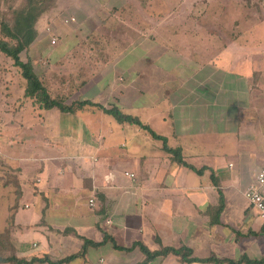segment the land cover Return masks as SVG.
I'll return each instance as SVG.
<instances>
[{"label":"crops","instance_id":"1","mask_svg":"<svg viewBox=\"0 0 264 264\" xmlns=\"http://www.w3.org/2000/svg\"><path fill=\"white\" fill-rule=\"evenodd\" d=\"M102 1L106 5L97 3L108 6L109 0ZM146 2H132L135 24L123 21L138 32L129 48L118 41L105 46L101 36L95 39L105 59L85 71L84 85L78 77V85L64 81L69 69L59 62L66 61L69 51L55 29L45 31L54 12L46 14L39 22L33 54L47 47L54 34L59 39L42 58L45 67L35 70L43 72L48 87L49 74L50 79L62 76L57 96L78 91L67 103L90 99L106 108L115 105L148 125L138 112L154 107V116L167 125L162 135L168 145L180 148L190 165L205 170L199 174L179 164L163 144L159 152L154 145L147 149V141L140 139L142 130L124 134V123L98 106L63 112L45 109L27 97L35 120L21 122L22 131L14 128L15 119L0 124V154L6 159L0 157L6 164L2 168L10 169L0 175V194L12 196L7 197L10 204L0 232L11 230L19 257L49 256L50 261L36 264H228L186 263L173 253L146 261L139 245L120 248L142 243L152 252L189 246L193 256L240 264L264 259V221L244 195L264 167V0H235L243 30L225 33L226 43H219L220 51L211 54L217 64L215 60L209 65L186 55L187 43L181 49L178 30L169 27L171 14L156 7V0ZM206 6L203 1L201 9ZM149 9L164 15L153 22L138 18ZM82 14L81 25L87 30L90 17L86 11ZM105 20L102 17L100 26ZM0 59L8 60L2 53ZM139 77L146 84L138 83ZM113 121L125 135L120 146L111 142L117 133ZM23 207L34 209L21 213ZM85 239L95 243L84 249Z\"/></svg>","mask_w":264,"mask_h":264},{"label":"rangeland","instance_id":"2","mask_svg":"<svg viewBox=\"0 0 264 264\" xmlns=\"http://www.w3.org/2000/svg\"><path fill=\"white\" fill-rule=\"evenodd\" d=\"M101 1L102 0H93L94 5L92 6V4L87 0H59V6L53 10L54 13L51 21L46 22L47 25L46 27L44 26L46 32L48 31L46 29L48 27H51L52 30L55 29V31L59 33L60 40L62 41V43H64V45L67 46V49L69 51V55L67 56L66 61L63 63H66L68 66L69 70L67 74L68 76H70V78L78 77L79 82L83 81L88 76V72H85L88 68L90 71H92L94 67L97 66L98 63H100L101 60L105 59V52H102L101 48L103 47H101V43L98 44V42L95 41L97 37L101 36L99 37V39H101L102 37L105 38V46L114 45V42L118 41V43H121V46L124 45V47L129 48L131 45H133L132 42L134 40H132V36L136 37L138 34L134 26H128L125 22H123L127 20L132 25L135 24V20L137 18L134 17L135 14L133 13V11H135V9L132 8V2L136 3L138 0H118L121 1V6H119L117 0H109V4L106 7H103V5H106V1ZM139 1L141 4H146V0ZM203 1H207L209 6H206L207 8L201 9ZM97 2H100L103 5L98 4ZM156 3V7H158L159 4L162 9H166L168 11L167 14H171L170 17L174 21L173 23H170L169 27L178 30L176 38L178 40L181 39L182 41L180 43V45L182 46L181 49L185 47L184 43H187V47L185 49H189V51H184V53L186 55H192L189 56L191 59H195V56L199 57L201 60L199 58L195 60L202 62L200 64L204 63L206 65H209L214 63L216 58L211 54H215V52L218 53L220 51L221 48L218 46L219 43H226L222 39L223 37H225V33L232 32L233 34H237L241 30H243V28L240 26V8L238 7L240 3L237 4L235 0H169V2L168 0H156ZM195 3L198 4L196 7L193 6L195 5ZM150 6H152V4ZM80 7L83 9H81ZM0 9L2 12L5 11L2 0H0ZM84 11H86L89 15L87 17H90L87 22V24H89V29L87 28V30L82 27L81 23H83V18H81L82 16L81 14H79ZM74 14L77 16L76 22L66 23L67 18L70 20V16ZM68 15L70 16L67 17ZM163 15L164 14L162 13L154 15V12L151 13V10L149 9L147 13L143 15L139 14L138 18H145L146 20L153 22L154 19H157L159 18V16ZM46 17L49 16L47 15ZM102 17L105 18L107 22L105 20L104 24L100 26ZM56 18L58 19L55 23L54 20ZM59 22L61 23L60 25ZM87 33H89L91 36L89 40L84 38L86 36L85 34ZM145 38L150 37L145 36ZM223 51L224 50H222V52ZM85 52H87L86 56L88 58L85 57ZM1 61L2 59H0V64H2V68H0V124H4L10 120L15 119L14 128L17 127L18 131H22L20 123L22 122L23 124H27L31 121V119L35 118V109L33 106H31L32 104H30L31 100L29 98V100H26L27 97L23 96L22 88L25 86V79L20 76L17 69H11L10 62L8 63V65H6L7 63ZM45 65L46 62H44L42 58L36 60L37 68H42L43 66L45 67ZM71 65L73 66L69 67ZM72 69L74 70L72 71ZM5 70H8L9 72H4ZM55 70L56 68L53 69V74L55 73ZM3 76L7 77V79H5V77ZM50 76L51 74L48 75L46 81L49 87L52 89L53 95L57 96L59 92L61 93V89H59V87H61V84L59 81L62 76L58 74V76L55 75L53 79H50ZM138 79V83L141 82L143 84H146V82L140 80V77ZM53 82H56V84H58V87H53ZM68 92L72 97H74L78 93V91L75 92L73 90H68ZM138 113L150 123L149 126L159 135L167 132V125H165L159 118L154 116V107H142ZM34 120L35 119H33L32 121ZM117 123V121H113L114 125H117ZM122 126H124V134H129V132L133 130H142V134L144 135L140 139L142 141H147V149L150 146L154 145V150L159 152L158 150H160V146L163 144V140L153 138L152 134L149 131L145 130L139 125L124 123L122 124ZM115 130L117 131V133L113 136L114 139L111 140V142L113 143V145H116V143H118L120 146L125 138V135L122 131H120L122 130V127H120L119 125L115 127ZM227 139L233 140V142H237V138L235 136H233L232 138L229 136ZM7 140L8 139L4 137V152L7 150ZM119 148L121 149V147ZM5 153L7 155L11 154V152L7 151ZM0 157L3 156L0 154ZM3 158H0V175L3 172L5 173L10 170L8 166L2 168L4 165H6L3 161L6 159ZM9 178H11V176ZM12 180H14L13 176ZM3 188L4 187L0 184V189ZM7 197L12 196H1L0 194V230L3 228L6 222L8 207L10 204V201ZM33 209H25L23 207L21 208L20 212L31 214V211Z\"/></svg>","mask_w":264,"mask_h":264},{"label":"trees","instance_id":"3","mask_svg":"<svg viewBox=\"0 0 264 264\" xmlns=\"http://www.w3.org/2000/svg\"><path fill=\"white\" fill-rule=\"evenodd\" d=\"M5 7V11L0 9V53L3 54L4 58L8 57L5 63L10 62V67L17 69L18 73L22 78L25 79L26 85L24 95L34 100L35 103L39 104L45 109H52L57 107L63 112L75 113L78 110L84 109L86 106H98L102 108L106 113L114 116L120 123L136 124L145 130L149 131L154 138L163 140L164 149L173 155L174 160L179 164L191 167L196 170L199 174H202L205 168L197 169L193 165H190L182 155L180 148H172L168 145L167 138L163 135H159L153 130L148 124H145L140 118L124 113L118 106L113 105L111 108H106L101 103L93 102L90 99L75 100L72 103H67L69 95L63 94L60 96H53L49 87L46 85L43 72L36 71V60L43 58L48 52L51 51L52 43L51 40L46 42L42 51L38 54H33V49L37 45L39 35L41 33L39 29L40 20L49 12L53 11L59 6V0H2ZM119 6L121 1L117 0ZM148 2H146L147 4ZM83 13V12H82ZM81 14V18L85 16ZM76 21V18L70 19ZM69 20V21H70ZM83 20V19H82ZM68 21V20H66ZM85 21V20H84ZM83 21V23H85ZM83 25V24H82ZM86 27V26H85ZM52 33L54 31L52 30ZM36 48V47H35ZM32 51V52H30ZM85 52V57L86 56ZM25 54V56H24ZM69 55V54H68ZM88 58V57H87ZM60 64L64 62H59ZM66 64V63H65ZM76 77L65 78L64 81L72 80L76 82ZM86 80L79 82L84 85ZM214 183H218L213 177ZM12 240V232L10 229H6L4 232H0V264H36L38 262L50 261L48 255L42 258L33 256L32 258L19 257L16 253ZM94 244V241L85 239L84 249L89 244ZM136 245H139L142 251L146 254L147 260L157 256H167L169 253L180 255L182 260L186 263L193 261H227L228 264H240L241 260L231 259H219L216 257L199 258L193 256V251L189 246H182L181 248L165 247L159 251H150L144 244L136 243L132 247H120L122 249H132ZM84 252V250H83ZM74 257V256H73ZM255 264H264V259L255 260Z\"/></svg>","mask_w":264,"mask_h":264},{"label":"built area","instance_id":"4","mask_svg":"<svg viewBox=\"0 0 264 264\" xmlns=\"http://www.w3.org/2000/svg\"><path fill=\"white\" fill-rule=\"evenodd\" d=\"M48 32L52 33V28H47ZM57 35L51 36V43L56 44L58 42ZM129 174V173H128ZM132 178H135V174H130ZM244 195L248 199L249 203L258 210L260 217L264 221V167L259 171L256 179L244 189ZM90 205H95V199L89 200Z\"/></svg>","mask_w":264,"mask_h":264}]
</instances>
